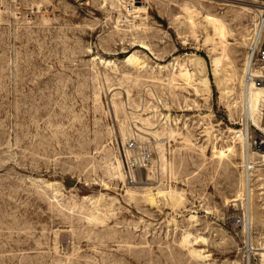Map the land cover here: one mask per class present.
I'll return each instance as SVG.
<instances>
[{
	"label": "rangeland",
	"instance_id": "374dc122",
	"mask_svg": "<svg viewBox=\"0 0 264 264\" xmlns=\"http://www.w3.org/2000/svg\"><path fill=\"white\" fill-rule=\"evenodd\" d=\"M263 12L0 0V264H264V102L248 121L244 83Z\"/></svg>",
	"mask_w": 264,
	"mask_h": 264
},
{
	"label": "built area",
	"instance_id": "2783aa9c",
	"mask_svg": "<svg viewBox=\"0 0 264 264\" xmlns=\"http://www.w3.org/2000/svg\"><path fill=\"white\" fill-rule=\"evenodd\" d=\"M250 42L248 47V64L244 77L245 85H254L257 88H264V12L257 20L250 25ZM136 145L130 143L127 146L128 153L135 152ZM254 150L264 152V139H258L255 142ZM151 165V160L148 156H142L140 163L130 162V167L134 169L147 170ZM252 170L251 166H247L246 171ZM236 224L242 228L246 227L244 216L235 218Z\"/></svg>",
	"mask_w": 264,
	"mask_h": 264
},
{
	"label": "bare ground",
	"instance_id": "6f19581e",
	"mask_svg": "<svg viewBox=\"0 0 264 264\" xmlns=\"http://www.w3.org/2000/svg\"><path fill=\"white\" fill-rule=\"evenodd\" d=\"M209 22L212 24V26L214 28L215 35L220 40L225 39V37H227L226 36L227 32H226L225 25L223 24V22L221 20H219L218 18L209 17ZM247 64H248V62H247ZM214 66H215V71L217 72V74L220 73L219 71H221L220 69L222 67V58H216L214 60ZM192 80H194V79H192V74L187 70L186 67L181 66L179 72L176 75H173V79L170 80V81L174 82V83H184V85L190 86L192 84ZM202 81L205 84L208 82L206 78H203ZM176 87H178V86H176ZM245 87L247 88V91L245 90L246 93H247L245 102L247 104V106H246V111H247L246 114H247V117H248V121L249 120H253L254 123L257 124L258 123L257 122L258 121L257 116L260 115V109H261L262 103L264 102V99H263L264 95H263V92H262L264 90H262L263 88H257L254 85H248V86L245 85ZM223 89H224V91H223V94H224V93L227 92V91H225L226 87L223 88ZM222 156H224V153H222ZM249 156H250V154H249ZM121 175H122V172H121ZM203 240L205 241V239H203ZM262 256L264 257V254H262Z\"/></svg>",
	"mask_w": 264,
	"mask_h": 264
}]
</instances>
